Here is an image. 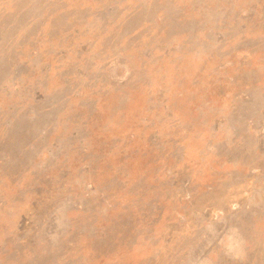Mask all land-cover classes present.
<instances>
[{
	"label": "rangeland",
	"instance_id": "obj_1",
	"mask_svg": "<svg viewBox=\"0 0 264 264\" xmlns=\"http://www.w3.org/2000/svg\"><path fill=\"white\" fill-rule=\"evenodd\" d=\"M0 264H264V0H0Z\"/></svg>",
	"mask_w": 264,
	"mask_h": 264
}]
</instances>
